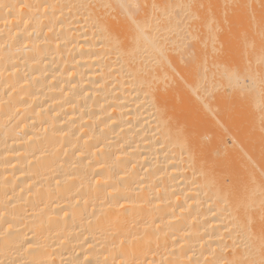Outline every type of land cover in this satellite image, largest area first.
I'll list each match as a JSON object with an SVG mask.
<instances>
[{
  "label": "bare ground",
  "instance_id": "6f19581e",
  "mask_svg": "<svg viewBox=\"0 0 264 264\" xmlns=\"http://www.w3.org/2000/svg\"><path fill=\"white\" fill-rule=\"evenodd\" d=\"M0 264H264V0H0Z\"/></svg>",
  "mask_w": 264,
  "mask_h": 264
}]
</instances>
